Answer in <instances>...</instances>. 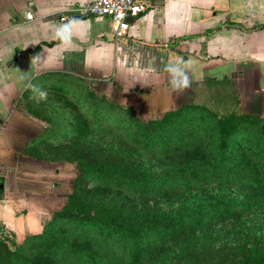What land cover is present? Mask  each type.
I'll return each instance as SVG.
<instances>
[{
    "label": "rangeland",
    "instance_id": "obj_1",
    "mask_svg": "<svg viewBox=\"0 0 264 264\" xmlns=\"http://www.w3.org/2000/svg\"><path fill=\"white\" fill-rule=\"evenodd\" d=\"M105 79H65L60 89L72 97L56 91L29 110L44 121L45 134L28 148V185L53 202L50 220L58 236L8 234L0 240V264H93L90 256L100 264H132L124 232L147 230L154 222L165 226L146 231L149 257L142 264H264L262 94L246 92L238 81L207 80L168 110L134 101L132 93H119ZM169 111L185 113L184 139L148 148L155 130L168 128L163 123ZM230 114L249 120L231 124L238 128L227 129L224 138ZM100 117L107 119L103 125ZM166 135L177 139L173 131ZM225 139L231 146L227 160ZM237 166L249 168L241 176L250 175L232 179L227 173ZM226 203L231 208L202 213L181 227L166 225L178 212ZM105 227L112 240L96 233Z\"/></svg>",
    "mask_w": 264,
    "mask_h": 264
},
{
    "label": "crops",
    "instance_id": "obj_2",
    "mask_svg": "<svg viewBox=\"0 0 264 264\" xmlns=\"http://www.w3.org/2000/svg\"><path fill=\"white\" fill-rule=\"evenodd\" d=\"M88 1L0 0V238L41 233L53 211L25 171L28 148L45 134L44 121L29 111L45 99L29 84L48 95L62 79L106 78L134 101L168 110L207 80L238 81L264 97V0H151L130 18L125 39L108 17L68 13L62 21L68 8ZM178 58L192 62L191 88L179 93L167 71Z\"/></svg>",
    "mask_w": 264,
    "mask_h": 264
},
{
    "label": "trees",
    "instance_id": "obj_3",
    "mask_svg": "<svg viewBox=\"0 0 264 264\" xmlns=\"http://www.w3.org/2000/svg\"><path fill=\"white\" fill-rule=\"evenodd\" d=\"M62 81H64L62 79ZM61 81V82H62ZM60 82V84H61ZM57 85L55 86V92L57 91L58 93H65L68 94L69 97H72V95H70L69 93L65 92L63 89H60L61 86ZM118 106V105H117ZM116 106V107H117ZM174 111V110H173ZM169 111L168 113H166V118H164V126L168 127L165 129V131H161L159 128L155 130L156 134L152 137V141H148L146 142L148 144V148H153L156 145H160L163 144L164 146H170L171 144H174L175 141H182L185 137V133L187 131V129H183V121H182V115L185 113H182L180 111ZM168 116V117H167ZM181 116V118H180ZM99 123H101L100 125H103L102 123L104 121H107V119H104V117H100L96 119ZM248 117L244 116H233V114H230L229 116H227L224 119V124L222 125V134L223 137H226L227 134V129L230 131L232 129V127H237L242 125L244 123V121H248ZM238 125V126H233V125ZM157 126H160L159 122H156ZM230 125V126H229ZM228 126V127H227ZM72 131H74V129H72ZM175 133L177 135V139H173V140H166L167 139V132H172ZM55 141V140H52ZM222 145L223 147V159L227 160L229 159V151L231 149V146L228 145L227 140H223L222 141ZM234 166V165H233ZM242 167V166H241ZM239 166H237V169L235 167H231V170H234L235 173L231 175V171H228L227 175L230 176L232 179H239V177H241L242 179L244 176H249L250 173L248 174H243L241 176L242 172H247L249 170V168L247 166H245L242 171L241 168ZM241 171V172H240ZM239 172V173H237ZM237 173V174H236ZM239 175V176H236ZM234 177V178H233ZM155 182V181H154ZM158 183H154V185H157ZM232 204H218V205H212V206H207V207H203V208H199L198 210H193V211H183V212H178L176 214L173 215L172 219L168 220V223L166 225H168L169 227H181L183 226L186 222H190L189 219H197L200 214L202 213H212L215 212L216 209L223 207V208H231ZM192 215H196V216H192ZM154 220L151 219V223ZM49 223V224H48ZM48 225L46 224V226L44 227L43 231L39 234H35L32 235L31 237H40L42 240H47L50 236H58V226L56 223V221L53 219L48 221ZM152 226H150L149 223L145 224L144 226H142L143 228L149 227V228H155V227H164L165 223L164 222H154L151 224ZM78 227L81 228V231L83 233H87V226L82 225L81 223L78 225ZM149 228L147 230L142 229V228H132V230H130L128 233L124 232V245L125 248H129V257L130 260L132 262V264H142L144 260H146L149 257V252L147 249L148 244L145 245L144 241H143V237L146 234V231L149 230ZM172 230V229H169ZM90 231V230H88ZM100 237H102L105 241L107 240H112V232L109 230L108 227L105 228H101L100 230H98L96 232ZM148 233V232H147ZM132 234V236H131ZM1 240V238H0ZM92 261L93 264H100L101 260L100 258H97L95 256H90L89 257ZM86 263V262H85ZM87 264V263H86Z\"/></svg>",
    "mask_w": 264,
    "mask_h": 264
},
{
    "label": "built area",
    "instance_id": "obj_4",
    "mask_svg": "<svg viewBox=\"0 0 264 264\" xmlns=\"http://www.w3.org/2000/svg\"><path fill=\"white\" fill-rule=\"evenodd\" d=\"M151 6V0H91L68 8L61 16L62 21H68L71 13L81 18L108 17L112 21L115 36L125 39L131 27L130 18L139 16Z\"/></svg>",
    "mask_w": 264,
    "mask_h": 264
},
{
    "label": "clouds",
    "instance_id": "obj_5",
    "mask_svg": "<svg viewBox=\"0 0 264 264\" xmlns=\"http://www.w3.org/2000/svg\"><path fill=\"white\" fill-rule=\"evenodd\" d=\"M67 27L65 26L58 35H64L67 32ZM66 38V37H65ZM191 61H183L182 59L178 58L176 63L171 64L168 66L167 71L170 73L171 76V87L173 91L176 92H183L191 87V79L186 71V69L190 66ZM29 88L32 89L33 92L37 94L38 99H46L47 93L41 89H39L36 85L29 84Z\"/></svg>",
    "mask_w": 264,
    "mask_h": 264
}]
</instances>
